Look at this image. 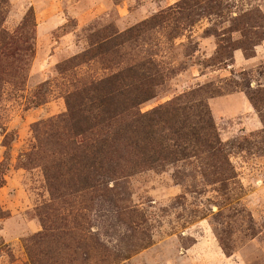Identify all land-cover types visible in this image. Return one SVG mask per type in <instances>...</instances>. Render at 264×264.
Here are the masks:
<instances>
[{
	"label": "rangeland",
	"instance_id": "374dc122",
	"mask_svg": "<svg viewBox=\"0 0 264 264\" xmlns=\"http://www.w3.org/2000/svg\"><path fill=\"white\" fill-rule=\"evenodd\" d=\"M185 1L0 0L5 28L12 32L31 17L26 31L34 35L25 84L16 91L8 82L0 107V171L10 155L0 185L9 215L0 220V264H34L28 240L42 231V220L52 235L46 248L34 246L49 253L43 264H264V101L257 113L248 98L264 89V0ZM161 13L168 17L163 27L128 47L132 55L154 56L167 74L142 112L200 87L220 90L209 104L235 179L215 184L191 159L131 178L127 210L89 206L87 197L56 200L42 161L23 165L37 146L34 126L67 112L74 83L109 74L102 63L66 74L58 67ZM221 47L238 50L229 59ZM7 133L15 137L10 150L3 146ZM43 151L53 153L51 145ZM85 235L97 239L94 248Z\"/></svg>",
	"mask_w": 264,
	"mask_h": 264
},
{
	"label": "trees",
	"instance_id": "16d2710c",
	"mask_svg": "<svg viewBox=\"0 0 264 264\" xmlns=\"http://www.w3.org/2000/svg\"><path fill=\"white\" fill-rule=\"evenodd\" d=\"M167 20L166 13H161L124 32L99 39L87 51L58 67L61 74H66L102 63L109 74L74 83L65 96L67 112L34 126L37 146L30 155H25L27 162L23 165L32 158L42 161L47 187L56 200L62 195L87 197L89 206L104 203L120 211L127 210L125 195L131 178L191 159L199 164L203 176L214 178L215 184L226 187L235 179L209 104L210 99L222 95L220 90L200 87L142 112V105L157 97L167 74L154 56L132 55L128 47L139 44L146 34L162 28ZM31 23L30 17L11 32L5 28V21L0 20V107L8 82L16 91L25 84L27 68L34 56V35L26 31ZM236 50L233 47L229 54L221 47L218 52L223 57L228 54L231 59ZM104 58L108 64L103 63ZM248 98L260 113L264 89L249 92ZM4 128L0 115V129ZM14 139L7 133L3 146L10 150ZM50 145L53 153L47 157L43 150ZM9 160L7 151L1 164V186L5 184L8 170L5 165ZM47 215L45 208L44 216ZM8 216L0 206V220ZM78 230L68 228L71 233L66 235L73 238ZM93 236L81 237L91 243L90 248L97 245ZM51 238L48 220H42V231L28 240L34 264H43L49 256L46 250L38 252L34 246L46 248ZM86 256L89 261V253Z\"/></svg>",
	"mask_w": 264,
	"mask_h": 264
}]
</instances>
